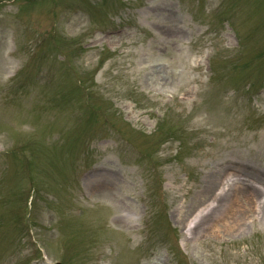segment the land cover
Wrapping results in <instances>:
<instances>
[{
  "label": "rangeland",
  "instance_id": "374dc122",
  "mask_svg": "<svg viewBox=\"0 0 264 264\" xmlns=\"http://www.w3.org/2000/svg\"><path fill=\"white\" fill-rule=\"evenodd\" d=\"M0 264H264V0H0Z\"/></svg>",
  "mask_w": 264,
  "mask_h": 264
},
{
  "label": "bare ground",
  "instance_id": "6f19581e",
  "mask_svg": "<svg viewBox=\"0 0 264 264\" xmlns=\"http://www.w3.org/2000/svg\"><path fill=\"white\" fill-rule=\"evenodd\" d=\"M162 11H164V13L167 12V10H165L164 8L162 9ZM168 22H173V18L172 16H169L168 18H166ZM172 33V32H171ZM175 34V33H174ZM166 84V82H164ZM228 171V170H226ZM97 174H94L93 176H96ZM100 176H103L102 179L100 180H93V181H90V185H91V188L92 190L94 191L95 190H99V191H109L110 190V186L112 185V182H110L111 179H113L112 177L113 176H110V175H106V174H102V175H98V177ZM90 177V176H89ZM87 177V178H89ZM214 186V182L211 181L208 183V185H206L205 187V192H207L208 190H210L208 193H211V189L213 188ZM236 188L232 189V188H228L226 189V193H222L219 197H221L222 199H224V202H229V200L232 198V195L234 193L233 190H235ZM225 189H221V191H223ZM230 191V194L228 195V192ZM100 194L103 193V192H99ZM235 195H237L236 197L239 198V199H243L244 201L246 202H249V201H253L256 199V197H258V190L257 188H253L252 186H248L246 188L244 187H238L236 189V193ZM211 196L216 198L214 194L211 193ZM202 205L198 204L195 208L196 210H192V214L190 215V217L187 219V221H190V222H193L194 223V227H196L197 225H200V221H198V215L200 216V214H202L206 209H208V204H206V202H202L201 203ZM204 206V207H202ZM194 208V209H195ZM185 227V226H184ZM207 229V227H206ZM192 231V230H191Z\"/></svg>",
  "mask_w": 264,
  "mask_h": 264
}]
</instances>
